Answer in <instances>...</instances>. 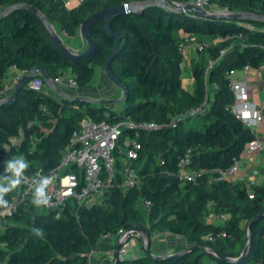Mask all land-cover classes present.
I'll return each mask as SVG.
<instances>
[{"label":"trees","instance_id":"trees-1","mask_svg":"<svg viewBox=\"0 0 264 264\" xmlns=\"http://www.w3.org/2000/svg\"><path fill=\"white\" fill-rule=\"evenodd\" d=\"M128 1L131 0H84L78 8L65 11L61 0H0V14L20 4L0 16V91L5 89L10 69L29 72L39 65L52 80L70 69L79 87H91L96 67L104 65L114 47L115 38L106 31L104 19L99 18L91 26L95 50L76 59L68 58L53 42L41 17L28 5L41 10L62 34H72L93 12ZM207 2L212 8L228 9L229 15H264V0ZM112 29L121 35L111 68L128 91L125 115L135 121L169 123L204 102L206 83H217L210 108L178 120L176 127L139 134L143 149L135 166L145 180L141 191L137 187L125 190L120 185L124 171L123 137L121 147L114 152L117 184L107 192L102 204L80 206L70 201L57 216V211L34 209L36 206L29 199L3 219L0 241L6 245L0 249V259L7 264H91L89 254L94 241L98 242L102 235H115L122 227H134L144 229L151 237L154 230L163 226L172 234L188 237L193 245L178 249L186 252L175 257L160 259L146 251L145 256L118 260L117 264H208L206 259L210 264H264V215L252 223L249 238V224L264 211V184L253 187L251 198L243 181L214 180L219 169L230 167L255 137L228 109L233 92L227 73L245 65L254 69L264 66V19L202 15L149 5L113 18ZM195 34L216 41L207 53L198 52L194 70L198 85L190 92L183 85L180 44ZM209 57L218 60L206 73ZM37 76L45 81L41 74ZM46 91L27 86L13 102L0 104V175L6 160L21 155L30 164L25 172H49L60 164L85 116L110 122L122 116L103 105H92L73 96L61 98L54 91ZM194 117L203 120L190 122ZM20 128L24 137L6 149ZM189 147L194 149L190 167L205 172L196 182L183 183L174 173L180 156ZM11 196L12 192L5 199ZM140 198L152 201L150 213L140 209ZM221 213L227 214L228 219L217 220L219 223L209 220L213 214ZM33 228L42 229L43 237L36 236ZM222 230L227 231V237L206 239ZM247 243L249 250L242 260L226 261L221 257H239ZM239 246L242 250L236 252ZM209 247L215 252L206 251Z\"/></svg>","mask_w":264,"mask_h":264},{"label":"built area","instance_id":"built-area-1","mask_svg":"<svg viewBox=\"0 0 264 264\" xmlns=\"http://www.w3.org/2000/svg\"><path fill=\"white\" fill-rule=\"evenodd\" d=\"M178 7L185 8L188 4L196 5L207 11L209 15L228 16L231 12L228 9L212 8L207 0H191L189 2L172 1ZM188 10L184 9V12ZM241 36V35H240ZM189 37L185 38L180 44L181 51L186 48ZM207 47L206 43H197L196 48L199 51ZM226 49L221 52L223 55ZM217 58H210L206 73L217 62ZM254 68L245 65L242 69H232L227 73L230 79V87L233 92V101L228 109L239 119L244 125L250 129L255 137L251 139L245 146L244 152L239 158H235L233 164L226 169H219V175L214 178L215 181H243L248 189L250 197H254L253 187L259 184L258 178L261 175L257 162L264 153V106L259 105L251 98L250 85L246 78H235L240 71L245 74L252 73ZM24 73H28L24 71ZM255 73V72H253ZM53 82L61 89L65 86L71 89H78L79 84L70 69L63 72L62 75L56 77ZM206 98L199 106L191 107L187 112L174 118L169 123H158L155 121H135L131 117L123 114L116 122L108 120L97 121L92 116L87 115L81 121L79 129L74 131L70 143L63 152L60 164L49 172L37 170L30 174L25 172V179L21 185L12 192V196L7 208H0V234L3 226V219L13 215L18 209L33 200L34 180L40 176L51 175L55 179L47 189L49 203L47 206H41L46 211H57L60 216L70 201H74L77 205L86 204L90 200L100 203L99 198L105 196L117 184L118 171L115 157V150L120 146V140L125 137L124 145L121 152L124 154V171L120 185L126 190L138 186L139 174L135 166V161L139 158L143 149V144L139 140V134L142 131H156L166 127H176L178 120L186 117L199 115L206 111V103L213 96L214 90L218 88V84L207 85ZM29 87L36 91H53L41 76H34L29 82ZM46 91V92H47ZM6 89L0 91V100L6 99ZM73 96V95H72ZM213 99V98H212ZM129 131L135 133L130 135ZM128 132V133H127ZM260 134H263L262 137ZM194 149L189 147L178 161V170L174 173L181 182H196L205 172L204 170H196L190 167L192 162ZM252 168L250 177L243 172V166ZM5 169L2 171L4 174ZM98 197V198H97ZM96 199V200H95ZM213 204V203H210ZM138 206L145 213H150L152 201L142 198L138 201ZM216 219L224 221L228 219V215L221 213L216 215ZM111 234H104L102 237H109ZM154 235V234H153ZM152 235V236H153ZM119 247L112 252L114 263L118 260L129 258V253L133 248L134 241L142 237L147 245V234L139 228L122 227L115 234ZM226 230H222L216 234L206 236V239L213 241L217 238L227 237ZM5 243L0 241V249L5 247ZM93 251V250H92ZM91 251V254H92ZM0 264H7L0 259Z\"/></svg>","mask_w":264,"mask_h":264},{"label":"water","instance_id":"water-1","mask_svg":"<svg viewBox=\"0 0 264 264\" xmlns=\"http://www.w3.org/2000/svg\"><path fill=\"white\" fill-rule=\"evenodd\" d=\"M18 5H20V4H16V5H12V6L8 7L5 11H3L0 14V16L7 13L10 9H12L13 7L18 6ZM149 5H158L162 8H170V9H174V10H178V11H184V9H185V10L194 11V12L202 14V15H209L205 9L200 8L196 5L188 4L183 9V8L178 7L175 4H173L170 0H153L151 2H136V1L131 0V1L119 4V5H113V6L105 7V8H102L100 10L93 12L82 22V24L80 26V30H81L82 36L84 37V39L88 43V47L85 51L78 53V52H75L74 50H72L64 42L63 38L57 32L54 25L50 22L48 17L41 10H39L37 7H35L33 5H28V6L31 10L36 12L41 17L44 26L46 27L48 33L50 34V36L53 40V42L59 48V50L66 57L71 58V59H76V58H79L82 56L89 55L90 53H92L95 50L96 42L91 36V26L97 19H99V18L104 19L105 29L110 35H112L115 38V43H114L113 49L109 53L108 58L103 65V68H104L106 74L109 76V78L113 81V83L122 90L123 96L121 98H118V99H103V100H90L89 98H86V97H75V98L80 99V100H84L87 102L97 103V104H109V103H115L117 101H125L127 94H128L126 86L120 81V79L117 77V75L113 72V70L111 68V62L114 59L117 51L120 48V44H121V35L115 33L112 29V20L115 17L121 16V15H124L127 13L136 12V11H138V9L144 8V7L149 6ZM226 17H232V18H237V19H250V20L255 19V18L264 19V15L259 14V13H234V14H231V15L226 16ZM37 74H41L44 77L47 85L49 87H51V89L58 96H60L61 98L71 97L66 91H63L58 85H56L53 82V80L49 77V75L46 73L45 69L39 65V66H35L28 73H25L20 78V80L18 81L13 93L8 98H6L4 100H0V104L13 102L18 97L20 91L23 88L29 86V82ZM263 215H264V211L261 214H259L258 216H256L252 220V222L249 224V238L251 237L250 231L252 228V223L255 220H258L259 218H261ZM140 230L145 232L144 229H140ZM145 234H147V233L145 232ZM147 239H148L147 240L148 244L146 245V248H147L149 254L152 255L153 257L165 259V258L175 257V256L181 255V254L186 252V250H183L181 252H176V253L167 254V255H156L150 251L151 240H150L148 235H147ZM118 247H119V244H117V248ZM248 250H249V243H247L245 245V247H244V249H243V251L239 257H236V258H231V257H227V256H221V257L226 261H239V260H242L247 255ZM206 251L215 252V250L211 247L207 248ZM114 264H117V261H115Z\"/></svg>","mask_w":264,"mask_h":264},{"label":"crops","instance_id":"crops-1","mask_svg":"<svg viewBox=\"0 0 264 264\" xmlns=\"http://www.w3.org/2000/svg\"><path fill=\"white\" fill-rule=\"evenodd\" d=\"M84 0H61V5L63 10L68 11V10H72L75 8H78L82 2ZM94 1H108V0H94ZM65 36L64 42L75 52H82L85 51L88 47V43L86 42V40L84 39V37L81 34V30H77L72 34H63ZM63 37V36H62ZM214 41H216V39H214ZM255 72V73H253ZM252 73L250 74H245L244 72L240 71L239 73H237V75L235 76V78L238 79H242V78H246L249 82L250 85V94H251V98L257 102L259 105L264 106V66L254 69ZM100 74H104L108 80L110 81V83H105L104 86H100L99 89H97V92H93L92 91V87H88V88H81L79 87L78 89H71L68 88V86L65 88H63V91H66L70 96L73 95V97H86L89 98L90 100H103V99H113L114 97H118V96H122L121 94H119L118 92H121V89L119 87H117L113 81L109 78V76L106 74L103 66H97L96 67V74L95 76ZM24 71H21L17 68H12L9 70V72L6 75L5 78V82H7V89L8 88H13L16 87L18 81L20 80V78L24 75ZM95 79V78H94ZM94 82V80H93ZM94 83H92L93 85ZM51 88V87H50ZM120 90V91H118ZM47 93H50L47 91ZM119 94V95H118ZM118 95V96H117ZM8 96H6L7 98ZM92 105H103L105 107H109L115 110L114 105H116L115 103H109V104H97V103H93V102H89ZM264 128V127H263ZM264 130V129H263ZM263 134H260V136L262 137ZM264 153H262L261 156H263ZM262 157H260L261 160ZM248 163H246V165H244L243 168V172L246 174L249 166L247 165ZM98 198V197H97ZM101 198V197H100ZM99 198V199H100ZM96 200V199H95ZM166 234H161L158 237L155 238H151L150 240H152V249H153V253H155L156 255H167V254H172V253H176L179 252L178 250H175L174 248L179 247V244H174L173 242L175 240L172 239H163L164 237L168 236L169 234L171 236H178L172 233H169L168 231L165 232ZM171 236L169 238H171ZM153 237V236H152ZM183 238V236H178ZM102 238V236L100 237ZM156 240L154 242L153 245V240ZM99 242V241H98ZM97 242V246L96 249H93L92 254L90 252L89 256H90V261L91 264H114V256L112 255V252L116 250L117 248V239L113 242H109L105 245H100V243ZM177 242V240L175 241ZM99 246V247H98ZM191 246V244H187L188 247ZM181 247V246H180ZM181 249V248H179ZM175 250V251H174ZM147 248L143 246H140L139 243L137 241H134V245L133 248L131 249L130 253H129V257L130 258H138L141 256H145ZM150 251L152 252V250L150 249Z\"/></svg>","mask_w":264,"mask_h":264},{"label":"rangeland","instance_id":"rangeland-1","mask_svg":"<svg viewBox=\"0 0 264 264\" xmlns=\"http://www.w3.org/2000/svg\"><path fill=\"white\" fill-rule=\"evenodd\" d=\"M55 29L61 35V37L63 36L62 38H65V36L61 33L60 30H58L56 27H55ZM181 36H184V34H182ZM186 36L187 35H185V37ZM187 37H189V41L186 42L187 45H186L185 50L183 51L182 79H183V85H184L185 89H187L190 92H194L195 89H196V87H197V85H198L197 79L194 76V70L196 68V64H197V60H198V54H199L198 53L199 52V49L196 48V44L197 43H203L202 41H205L207 47L203 50V52L204 53H207L209 51V47L214 44V39L213 38H211V39L210 38H206V37H203L201 35H196V34L195 35H192V36H189L188 35ZM209 59H210V57H209ZM209 59L207 60V63L205 65L206 70L208 68ZM108 82L110 83V81L108 80V78L104 74H101V75L99 74L98 75V73H97V75L95 76L94 82H93L94 84L91 86L92 87V91L93 92H97V89H99L100 86H104L105 83H108ZM5 83H6V86H5V89H6L5 96H8L9 97L13 93L15 87H13L12 89L11 88H8L7 89V87H8L7 82H5ZM118 91H120V90H118ZM118 93L122 95V90H121V92H118ZM121 97L118 96V97H114L113 99H118V98H121ZM212 97L213 96H212V93H211V98L209 99V101L205 105L207 109L210 108V104L212 103V100H213ZM115 104H116V105H114L115 111L118 113V115H123L124 114V109H125L124 101H117V102H115ZM199 120H203V119L201 117L200 118L199 117H194V118H192L190 120V122H193L194 123V122L199 121ZM29 125H30V123H29ZM24 135H25V132H24L23 128H20L18 130L17 136L12 139L11 145L7 146L6 149H9L12 145H17V143H19L22 140V138L24 137ZM261 157H262L261 160H259L257 162L258 169H259V171H261V175L259 176L258 181H259V183L264 184V155L261 156ZM251 170H252V168L249 166L248 170L246 171L247 172L246 174L249 177H250V174H251ZM144 183H145V180L143 179L142 176L139 175V181H138L137 189L141 191L143 189V184ZM105 197L106 196H103L102 198L99 199V201L101 202V204L105 201V199H104ZM141 199L142 198H140L139 200H141ZM94 204H95V201L94 200L93 201L90 200L87 203L88 206H92ZM37 208H38V211H42L43 210L41 208V206L40 207H37V206L34 207V209H37ZM110 209H111V207L108 206V210H110ZM209 220L210 221H213L215 223H219V222H217L218 219H216V215L215 214H213V216L209 217ZM21 225H24V223L22 222ZM165 232H166V229L163 226L162 227H159L157 230H154L153 237L151 236L149 238L151 239V238L158 237L161 234H166ZM170 236L171 235L169 234L168 236L164 237L163 239H165V240L166 239H172V240H175V241L177 240V242H175V241L173 242L174 244H177V245L179 244V247L174 248L175 250H178L179 248L186 249V248L191 247L193 245V243L190 241V239L188 237H183V238L181 237V239H180V237H178V236H171V238H169ZM114 239L115 240L117 239V237L115 235H110L109 237L99 238V240H98L99 241L98 243H100L99 246L100 245H105V244H107L109 242H113ZM135 241H137L140 246H143V244H145V241H144V239L142 237L137 238ZM155 241L156 240L154 239L153 240V245H154V242ZM147 244H148V241H147ZM187 244H191V246L185 247V246H187ZM93 245H94L93 248L96 249V246H97L96 240L94 241V244ZM152 247H153L152 246V242H150V249L152 250V253H153ZM240 249L242 250V248L239 246L236 249V252H239ZM205 262H207L208 264H210L209 259H206ZM211 264H213V263H211Z\"/></svg>","mask_w":264,"mask_h":264},{"label":"clouds","instance_id":"clouds-1","mask_svg":"<svg viewBox=\"0 0 264 264\" xmlns=\"http://www.w3.org/2000/svg\"><path fill=\"white\" fill-rule=\"evenodd\" d=\"M4 165V174L0 175V207L7 208L9 206V201L5 199V197L21 185L25 179L24 173L29 168L30 164L26 158L21 155L6 160ZM54 179L53 176L48 175L40 176L33 181L35 185L32 200L33 205L37 207L48 205L49 198L47 189L49 185L53 183ZM32 232L39 237H43L44 235L43 230L40 228H33Z\"/></svg>","mask_w":264,"mask_h":264}]
</instances>
